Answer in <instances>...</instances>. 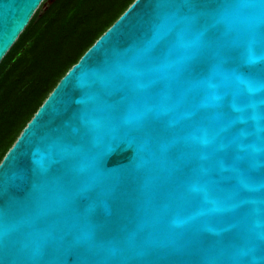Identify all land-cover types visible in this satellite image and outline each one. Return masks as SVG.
Returning <instances> with one entry per match:
<instances>
[{
    "label": "water",
    "instance_id": "1",
    "mask_svg": "<svg viewBox=\"0 0 264 264\" xmlns=\"http://www.w3.org/2000/svg\"><path fill=\"white\" fill-rule=\"evenodd\" d=\"M0 264H264V0H133L1 159Z\"/></svg>",
    "mask_w": 264,
    "mask_h": 264
},
{
    "label": "trees",
    "instance_id": "2",
    "mask_svg": "<svg viewBox=\"0 0 264 264\" xmlns=\"http://www.w3.org/2000/svg\"><path fill=\"white\" fill-rule=\"evenodd\" d=\"M132 1L51 0L40 9L41 2L0 60V161L59 79Z\"/></svg>",
    "mask_w": 264,
    "mask_h": 264
},
{
    "label": "rangeland",
    "instance_id": "3",
    "mask_svg": "<svg viewBox=\"0 0 264 264\" xmlns=\"http://www.w3.org/2000/svg\"><path fill=\"white\" fill-rule=\"evenodd\" d=\"M51 0H44L40 6V9H43Z\"/></svg>",
    "mask_w": 264,
    "mask_h": 264
}]
</instances>
